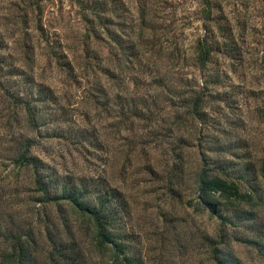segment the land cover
<instances>
[{
  "label": "rangeland",
  "instance_id": "1",
  "mask_svg": "<svg viewBox=\"0 0 264 264\" xmlns=\"http://www.w3.org/2000/svg\"><path fill=\"white\" fill-rule=\"evenodd\" d=\"M107 1V15L113 17L112 0ZM119 2L123 12L112 26L135 43L139 57L114 58L119 48L103 34L101 56L113 73L102 74L85 68L84 41L95 44L74 0H0V61L23 73L12 75L0 63V264H12L6 254L12 252L14 234L34 240V264H52L48 230L75 237L84 264H113L111 253L97 247L91 220L66 202L44 201L32 168L15 159L17 142L27 137L36 138L32 153L59 174L104 177L125 194L129 237L142 264H218L211 240L243 264H264V201L235 204L256 211V218L245 222L233 217L235 207L224 205L232 224L205 209L195 177L201 126L193 121L184 132L174 120L183 111L174 105L181 93L204 79L196 63L197 42L212 36L222 40L218 29L205 20L200 0ZM217 3L241 59L225 54L224 47L215 54L207 71H220L224 83L213 89L227 92V98L210 102L207 110L225 139L245 142L259 157L264 151V0ZM56 54L73 67L58 63ZM27 76L43 84L49 101L30 97ZM100 83L103 95L97 92ZM20 92L33 102L38 125H30L24 106L13 98ZM86 129L99 145L78 142ZM179 135L188 136L191 147L185 149L184 181L170 191V148Z\"/></svg>",
  "mask_w": 264,
  "mask_h": 264
},
{
  "label": "trees",
  "instance_id": "2",
  "mask_svg": "<svg viewBox=\"0 0 264 264\" xmlns=\"http://www.w3.org/2000/svg\"><path fill=\"white\" fill-rule=\"evenodd\" d=\"M74 1L87 25L86 36H89L90 39L93 37L95 44L92 47L87 40L84 41L85 68L102 74L113 73L110 66L104 65V58L101 56L100 50L102 42H104L103 34H107L113 44L119 48L120 54L118 56V53L115 52L114 58L119 57L120 60L130 61L139 57L135 43L129 44L126 35L112 26L116 24L114 16L116 15L115 18H118L123 12L121 11L120 0H112L113 6L110 10L114 14L113 17L107 15L110 5L107 0ZM200 1L205 20L215 25L222 40L213 36L198 40L196 63L199 69L204 72V79L201 81L202 85L188 84L187 89L189 90L186 93H181L182 95L178 98L180 99L179 102L174 103V105L182 108L183 111L176 112L174 120L178 129H186L184 132L190 131V125L193 121L201 126L202 135L199 136L197 144L200 159L195 177L198 198L203 207L213 214L217 213L224 224L234 223L233 217L239 222L251 221L256 218V211L240 208L237 203L255 201L261 204L264 201V151L262 156L254 157L245 142L238 141L236 144L225 139L222 136L225 130L222 129L223 132H221V128L216 126L207 110L210 102L224 101L227 98V92L213 89L223 85L224 80H221L220 71H207L208 65L214 62L215 54L222 51L221 47H224L225 54L232 55L234 58L241 59V54L233 44V29L230 24L228 25L224 21V14L217 0ZM227 42L230 43L229 48L225 46ZM2 48H4V38L0 35V49ZM56 59L61 65L73 67L71 62L61 60L59 54H56ZM0 63L1 65L5 64V60L0 61ZM5 65L12 75L23 74L16 72L19 68H11V64ZM26 83L28 85L26 92L30 97L32 96V99H35L37 94L40 101H49L47 91L42 83L36 82L29 76L26 77ZM160 85L159 83L158 86ZM96 87L97 92L103 95L105 86L100 83ZM12 95L18 105L24 106L30 125H38L37 110L33 108V102L25 100L22 92L12 93ZM133 115L139 117L141 114L136 110ZM206 127L214 128V131L216 130L221 135L217 132L213 134L202 132V130L207 129ZM93 135L96 136L87 129L83 130L80 133L81 140L78 142L99 145L97 136L95 139ZM35 140L36 138L30 137L20 139L17 142L15 159L20 164L32 168L35 185L41 192L43 200L58 204L66 202L83 216L88 217L93 223L97 247L102 251L108 250L111 253L113 264H142L138 253L133 250L129 237L128 218L131 212L125 194L119 188L111 186L104 177H78L59 174L41 157L32 153ZM171 143L172 158L167 182L169 190L174 191L175 185L184 181L187 167L185 149L191 147V140L188 136L179 135ZM244 148L245 151L242 152L241 149ZM222 198L225 200L223 204ZM224 205L235 207L233 208V217L223 212ZM22 236L21 234L12 236L13 249L12 252L6 254V259L12 264H34L35 248L32 245L34 240L27 236L24 241ZM68 236L60 230L57 232L48 230L47 239L50 243V250L47 257L52 264H84L85 260L81 258L79 243L75 237L69 238ZM211 241L214 244L212 248L213 258L218 264H243L231 251L220 248L216 240ZM248 241L260 245L257 240Z\"/></svg>",
  "mask_w": 264,
  "mask_h": 264
}]
</instances>
